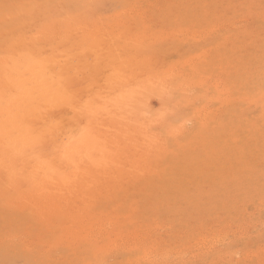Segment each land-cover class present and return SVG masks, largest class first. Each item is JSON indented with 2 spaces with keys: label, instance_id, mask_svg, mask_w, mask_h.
Returning a JSON list of instances; mask_svg holds the SVG:
<instances>
[{
  "label": "rangeland",
  "instance_id": "rangeland-1",
  "mask_svg": "<svg viewBox=\"0 0 264 264\" xmlns=\"http://www.w3.org/2000/svg\"><path fill=\"white\" fill-rule=\"evenodd\" d=\"M141 1L145 4L147 0ZM153 1L155 4L158 2L159 4L163 3L162 0ZM171 1L173 3H171V5L175 6V8L183 9L182 13L188 17H183L184 22L182 23V26L193 29V31L194 29H196L195 31H201L204 28H209L210 23H213L210 22L209 19H214V25L219 23L220 21L216 18L219 15L217 13L221 12L222 14L231 17L233 16L230 14L232 9L237 11L238 14L244 12L245 19L248 20L247 23H240L242 19H240L239 22L238 19L237 21L234 19L232 22L236 26L235 28L233 24L230 27L226 26L227 28H221L217 30V32L215 31L214 33L209 34L210 36H207L206 40L203 41L204 43H198L194 40L192 41L186 38L187 36L185 34H182V36L181 33L177 34V31H173L174 33L176 32L175 35L181 39L180 42L183 40L182 43H179V39L172 34L173 32L171 33L172 29H178V22L175 21V18H172V16L167 15L166 17H163L161 13H158L154 18V24L152 23L153 29H164V32H162L165 34L170 31L169 33L175 37L172 36L171 41L169 33L166 34L170 39L167 38L168 42H163L162 50L156 53L154 50L151 52L154 53L155 58L151 64V71L163 67L166 68L167 66L174 64V62L176 63L180 60L194 56V54L199 53L202 49L205 50L207 48L206 50H209L208 47H211L209 50V58H207V61H205L202 66L206 75H213L214 78L218 76L219 78L222 77L223 58L230 57L231 55H235L234 58H240L243 60L251 58L249 64L246 63V65H248V67L245 68V70L248 69L247 73L241 71L237 74V77L233 80L231 85L235 96L234 109L237 113L228 118L222 113L220 116L211 114L208 116L209 121L207 126H204V123L200 119H195L192 116L193 119L190 118L192 121L188 124L189 130L185 133L181 130L179 131V134L173 136L168 130H166L167 127L162 129L158 123V112L161 109L162 101L158 96H154L150 99V103L147 100V107L150 109L147 110L146 114H149L146 116H148L151 121L155 123L157 122L150 132H144L143 130V121L146 118V116L143 115V113H145L143 111H145L147 104H145L142 109L135 108L134 113L129 114L128 111L125 112L126 117L124 121L126 122L127 128L129 130H134L132 135L130 133L127 136L130 148L129 154L122 153L120 157L115 158L111 153L108 157L109 162L105 165H102L104 163L99 156H97L99 158L94 157L98 164L96 163L95 166L93 165L90 169L93 173L100 175L99 178L103 176L106 178L107 181L105 184L108 188L113 190L112 195L106 193L107 195H103L104 198H102L101 202H97V197L102 190L100 188L91 187L84 181L80 180L78 183L77 181L73 183L72 186L66 190L64 196L74 193V195L80 194V196L89 197L90 200L92 199L93 204L86 202L87 205L84 210H90V214H92L91 216L96 223L105 220L110 221V218L115 215L117 220L122 224H126L127 228L130 230H133L134 218H143L141 220L142 222L145 221V224L148 225L147 228L152 225H163V230H159V233L157 231L153 233L155 235L158 233L156 238H158L159 235H162V239L160 238L159 240L166 241L163 242L161 249L164 251L161 250V252H166L173 256L177 254L176 252L178 250L180 251V254L175 255L177 257L169 258V260L159 259L160 261L157 260V262H153V264H168V262L169 264H173V262L174 264H264V99L262 95L257 96V94L250 95V99L249 97L242 95L246 92V87H249V90H252L253 88L260 86L264 92V22H253L252 18H249V12L251 10H264V3L263 1L256 2L257 0H207V8L211 15L214 14V18H203L191 17L187 14L189 13L188 8H193L197 13H200L204 6V0ZM73 2L74 1L67 2L63 10L68 11L73 8ZM69 4L71 7H69ZM106 4L107 3L101 5L97 9V12L104 17L111 15L115 11H120L122 8L121 3L118 1L111 4L108 3L109 6H105ZM80 7L81 5H79V8ZM128 22L130 23L128 24V28L130 29L132 21L128 20ZM245 25L251 26L252 29L254 28V30H256L255 35L257 36V39H255L254 44H250V36L240 37V35L237 34V30ZM138 27L139 26L137 25L132 26L133 29H131L135 32ZM230 28L232 30H230ZM228 31H230L231 35H234L233 38L229 39V42L231 41V44L229 45L228 41L223 42L228 35ZM232 31L234 32L232 33ZM27 34L26 39H31L32 35L30 33ZM179 35L182 38H180ZM19 38L20 36H14L13 33H8L7 31H4L0 35V74H3L4 77L8 75L7 71H10L9 76L15 71L17 57L21 54L22 50L26 54H34L35 56L39 53L37 56L39 57L41 55L39 50H42L40 48L43 47V44H45V46L47 45L45 50L48 49V46H54L53 42V45L49 44V42L51 43V41L48 40L49 38L44 41L45 37H41L42 40H40V42H37L36 39L34 42H28L20 47L14 42L15 39ZM174 38L177 39V41H174ZM90 39L85 42L84 46H81V43H78L77 45L75 44L74 47H71L72 50L69 49L70 53H73L69 59L71 60V68H76L78 62L83 64L79 65L84 69L86 67L84 63L88 65L91 58H93V55H97L98 51H95V49H97L96 45L90 43ZM184 40L187 41L183 43ZM127 43L130 47H128ZM168 43L170 45H168ZM37 44H42V47ZM34 45L35 47H39H36L34 50ZM119 45H122V48H117ZM119 45H107L108 48H113V52L111 51L112 53L116 52L117 54L108 53L107 50L103 55L106 56L107 54H110V56L107 55L108 58H112V60L115 61L118 58L120 62L123 61L124 66L121 69L120 75H132V83L130 85L131 91L130 94L128 93L130 97H124L125 94H123L122 90H119L118 88L114 90V93L116 92V95L122 94L120 102L126 104L129 99H132V105L136 106L138 100L137 91L144 86L142 80L145 76H143L142 62L144 61L145 56H148L147 48H143V46H139L138 44L135 45L132 42L129 43V41L121 44L119 43ZM104 46L106 47V43ZM88 47L90 49H88ZM31 48L33 49V53H30V50H32ZM169 48L173 54L177 48L178 50L181 48L185 50L183 52L181 51V53L176 50V52L180 54L173 55L172 53L169 54V52H167ZM53 49L56 50V48ZM84 49L88 52L85 53ZM105 49L106 48H104V52ZM45 50L43 47L41 57L45 55ZM35 51L36 53H34ZM52 52L53 51L49 52V54ZM82 54L84 55L83 57ZM135 55L137 59H133L136 58ZM86 56L90 57V59L88 60ZM104 56H102V58H104ZM84 58H86V60ZM74 59L78 61L76 62ZM79 59H83L85 62L82 60V62H79ZM62 62L65 63V61ZM71 62L73 64H71ZM193 63L195 62L193 61ZM63 65H69V62L67 64H61L60 66L58 65L59 68L56 67L55 70L57 72L60 70L58 73H61L64 71ZM61 68L63 70H61ZM73 68L72 71L70 70V73H68L70 76L73 75L75 79L77 78L76 81L82 80V75L86 70L89 72L90 69L89 67L88 69H81L80 71L78 66V71L75 68V71H73ZM100 70L107 69L102 68ZM100 70H92L93 73L89 72L88 76L87 74H84L83 80L85 79V76H91L92 79L94 76L99 77L104 73L106 75V71L101 72ZM56 71L53 69L52 73ZM79 71L81 75L79 74ZM91 73L94 75L92 76ZM55 75H57V73ZM245 76L248 77L247 83H245ZM9 79L10 83L13 82L12 76ZM228 80H230V78L227 77V81ZM249 90L248 92L251 94ZM212 91L213 90L211 89L209 93L210 95H212ZM5 92H7L12 98L14 95L12 85L11 88L8 87ZM179 95L180 92L176 91L174 97L178 100V98H181ZM3 101H5V98ZM192 102L193 105L189 106L191 109H189V111L185 110V113H190L191 110L195 111L199 106L197 101ZM209 103L208 106L210 109L215 108L214 110L222 106L221 101L217 102L213 100L210 104ZM132 105L130 106L132 107ZM183 105H186L185 101ZM167 107L170 109V113L166 117V123L179 127L184 122V119L180 114H172L173 106L171 103H168ZM86 109L78 108L68 114L70 120L73 119L74 121V118L77 117V119L75 118L77 121L73 125L72 123L74 122L72 121L71 123L70 121L71 125L69 128L72 126L75 128L70 130L66 129L67 131L65 130L68 132L67 137L65 136L66 132L60 130V132H57L58 135L55 133V135L52 136V141L55 145H51L53 143L49 139H46L45 143L48 140L54 151H63L62 146L66 145L65 142L68 138L70 143V140H72L74 136L72 134H74L75 131L76 133L78 131L77 136H75L76 141H78V139L82 140L83 137H81L79 133L83 135L85 127L88 129L90 126L89 122L91 123V113L88 111L89 109ZM124 109L125 108H123L122 112H124ZM80 111L81 113L83 112L84 115H81ZM250 111L252 112V116L250 119L251 127L249 128L247 121L244 123L242 122V117L248 118L251 114ZM87 112H89L90 116H88ZM76 114L79 115L76 116ZM86 131L88 130H85V134ZM61 132H64V134ZM159 132L164 133L167 143L171 146L169 152L163 153L161 145L157 142L158 137L156 135ZM200 134H204L205 139L198 146H192L193 138ZM86 135L89 136V134ZM227 135L229 138H227ZM227 139H230L231 143H227ZM73 141H75V139ZM60 143L62 146H60ZM53 146H56L57 148L59 147V149ZM51 148L49 150H51ZM6 151L5 146L1 143L0 152L2 157L5 156ZM183 152L186 153L184 160L182 157H178L180 153ZM164 164L175 165L177 171L174 174H169L167 172V174L164 175L162 173ZM30 169L32 168L30 167ZM70 171L71 169L64 171V174L61 176L63 179V182H61L62 184H70ZM161 177L170 179L168 185V187H170L168 188L170 193H167L166 200L163 203H160L161 200L157 198L149 202V196H152L150 192L152 186L156 187L158 195L163 193L161 185H165V180L162 181V184L161 182H158ZM48 179L49 178L43 177L42 175H39V177H32L28 173L22 172L21 168L16 169L14 167V162L9 157L1 162L0 206L2 209L0 211V264H138L131 263L130 259H135V256H131L129 253L124 252V250H120L121 252H118L110 258L102 256L99 248L90 240H81L78 242L75 249L71 242L67 241L66 236L68 235L69 237V234H66L67 231L65 226L68 223L73 232H76L77 226L75 223L79 219L82 220L84 218L82 215L69 218L66 217L63 220L56 214L48 225L45 226L40 224L36 219L39 210L43 208L48 210L55 209V206L48 200L49 196H47L55 189L53 186L54 182L52 180L48 181ZM79 182L80 185L77 187L76 183L79 184ZM25 194L29 195L34 203L22 204V202H25L23 201V196H25ZM37 196H41L42 198H38ZM12 198L18 199L19 204H15ZM28 200L30 199H27V201ZM148 204L150 205L148 206ZM94 205L96 206L93 207ZM133 210H135V214ZM242 213L244 214L242 215ZM11 214L16 216L11 217ZM219 229L221 230L219 231ZM198 231H200V233ZM225 233H227V235ZM23 234H29L33 240H36V244L38 245L37 250L31 251L27 245L21 244L22 242L17 243L15 246L11 245V243L5 242V239L10 235L19 236ZM201 236L206 238H202ZM198 238L201 239L198 240ZM216 238H218L217 241ZM202 239H207L205 241L206 243L203 242ZM104 242L108 248L111 247L112 239L107 238ZM196 244L201 245L198 247L199 245L197 246ZM202 244H204V248L202 247ZM182 245L184 246L183 249L181 248L183 247ZM209 245L212 246V248ZM253 253L255 254L253 255ZM163 258H166V256Z\"/></svg>",
  "mask_w": 264,
  "mask_h": 264
},
{
  "label": "bare ground",
  "instance_id": "bare-ground-1",
  "mask_svg": "<svg viewBox=\"0 0 264 264\" xmlns=\"http://www.w3.org/2000/svg\"><path fill=\"white\" fill-rule=\"evenodd\" d=\"M70 1H74L73 8L69 9L68 11L63 10L66 3ZM115 1L121 3L122 8L120 11H115L114 13L106 17L100 15L99 12H97V9L101 5L107 3L105 6H109L108 3L111 4ZM162 1V4H159V2L155 4L153 0H147L145 4H143L141 0H0V35L4 31H7L8 33H13L14 36H20L19 39L14 40V42L17 43L20 47L24 44H27L28 42H34V40L36 39L37 42H40V40H42L41 37H45L44 41L45 39L49 38L48 40L51 41V43L49 42L50 45H53L52 42L54 43V46H48L47 50H45V47L47 45L45 46V44H43L45 50V55H43V57H41L43 51L42 44H37L41 45L42 47L40 48L42 50L37 49L41 52V55L39 57H37L39 54L38 52L37 56H35L34 54H26L22 50L21 54L17 57L16 69H14L15 71L12 73V75L9 76L10 71H7L8 75H6L5 77L3 74H0V144L2 143V145L5 146L7 150L4 157H2L0 152V166L1 162L9 157L14 162V167L16 169L21 168L22 172L28 173L32 177H39V175H42L43 177L49 178L48 181L52 180L54 182L53 186L55 187V189L50 193V195L47 196H49L48 200L55 206V209H40L36 215V219L40 224L46 226L52 221L54 215L56 214L63 220L66 217L69 218L78 215L84 216L82 220L79 219L75 223V225L77 226L76 232H73L71 226L68 223L65 226L67 231L66 234H69L70 237L69 238L68 235L66 236L67 241L71 242L75 249L78 245V242H80L81 240H90L92 243L96 244L102 256L110 258L113 255H116L118 252H121L120 250H124V252L129 253L131 256H135V259H130L131 263L138 264H153V262L156 263L159 259L169 260V258L177 257L175 255L180 254V251H178L177 249V254L173 256H171L172 254L170 255L166 252H161L163 242L166 241L159 240L162 235H159L158 238H156V236L161 230L164 229L163 225H152L151 227L147 228L148 225L145 224V221L142 222L141 220L143 218H134L133 230H130L129 228H127L126 224L120 223L115 215L110 218V221L105 220L103 222L96 223L91 216L92 214H90V210H84L85 206L87 205L86 202H90L91 204H93L92 199L90 200L89 197L80 196V194L74 195V193H71L68 196H64V193L68 188L72 186L73 183H75L76 181L78 183V181L82 180L89 186L96 187L98 189L100 188L102 190H100L101 193L97 197V202H101L102 198H104L103 195H107L106 193L112 195L113 190L111 188H108V186L105 184V182L107 181L106 178L104 176L99 178L100 175H97V173H93L90 169V167H92L93 165L95 166L96 163L98 164V162L95 161L96 159L94 157L99 156L102 159L101 161L104 163L101 164L105 165L109 162L108 157L111 153L115 158L120 157L122 153L129 154L130 148L127 136L130 133L132 135L134 133V130H129L127 128L126 122L124 121L126 117L125 112L128 111L129 114L134 113L135 108L142 109L143 106L147 104L145 111H143L145 112L143 113V115H148L149 113L146 114V112L150 108L148 109L147 107V100L150 103V99L154 96H158L162 101L161 109L158 112V123L162 129L164 127H167L166 130H168V132L173 136L179 134V131L181 130H183V133L189 130L188 124L192 121V116L195 119H200L204 123V126H207L209 121L208 116L211 114L220 116V114L222 113L225 114L227 118L236 114L237 112L234 109L235 96L233 94L231 85L233 83V80H235V78L237 77V74H239L241 71L247 73L248 69L245 70V68H247L248 65H246V63L249 64V62L251 61V58L248 60L234 58L235 55L225 57L223 58L224 63L222 66V77L219 78L218 76L214 78L213 75H206V72L203 71L202 66L205 61H207V58H209V50L211 47H208L209 50H206L207 48L205 50L202 49L203 51L201 50L199 51V53L194 54V56L188 57L190 59L187 58L184 60H180L179 62H174V64H171L166 68L163 67L161 69L151 71V64L153 59H155L154 53L151 52L153 50L155 51V53L160 52L163 48V42H168L167 38H169V36L171 38L173 35H175L176 32L174 33L173 31H177V34H185L187 36L186 38L201 43L206 40L207 36H210L209 34L214 33L215 31L217 32V30L221 28L224 29V27L226 26L230 27L233 24L232 21H234V19H236L235 21H237L238 19V22L240 21V19H242L240 23H247L248 21L247 19H245L244 12L238 14L237 11L232 9L230 14L233 16L230 17L228 15L222 14L221 12L217 13L219 15L216 18H218V20L220 21L219 23L214 25V19H209L210 22H213L210 23L209 28H204L201 31H195L196 29H194L193 31V29L185 28L184 26H182V23L184 22L183 17H187L182 13L183 9L175 8V6L171 5V0ZM258 1H263L264 3V0H257L256 2ZM207 2V0L203 1L204 6L202 7L200 13H197L193 8H188L189 13L186 14L190 15L191 17L214 18V14L211 15L210 11L207 8ZM79 5H81L83 10L81 9V7L79 8ZM69 7H71L70 4ZM251 8L254 9L253 7ZM70 10L72 11L69 12ZM158 13H161L163 17H166L167 15L172 16V18H175L174 20L178 22V29H172L171 31V33L173 32V35L169 33L170 31H168V29L167 31L169 33V36H166V34H168L166 30L165 34L163 33L164 29L156 30L152 28V23ZM249 18H252L253 22H264V10H251L249 12ZM128 20L132 21L130 29L128 28V24H130ZM136 25L139 27L135 32H133L132 26ZM235 27L236 26L234 25V28ZM231 28L230 30H232ZM255 31L256 30H254V28L252 29L251 26L245 25L237 30V34L240 35V37L250 36V44H254L255 39H257ZM233 32L234 31H232V33ZM27 33H30L32 35L31 39H26V36L28 35ZM175 36L177 39H179L177 35ZM233 37L234 35H231L230 31H228V35L225 37L223 42L228 41L229 45L231 44V41L229 42V39ZM88 39L91 40L90 43L96 45L97 49H94L98 52L97 55L94 54L95 56L92 54L93 58L95 59L91 58V61L88 63V65L90 66L84 63L86 65L84 69H88L90 67L91 70L89 69V72H92V70L97 71L98 69L100 70L102 68H105L107 70L100 71H106V75L104 73L102 75H104L105 77L101 75L102 78L101 76H94L91 79V76L87 77L89 72H87L86 70L84 73L87 74V76H85V79L83 80V74L82 80L76 81L77 78L75 79L72 74V76H70L69 74L70 70L72 71L73 68H71V60H69L71 58V54L73 55V53H70V50H72L71 47H74L75 44L77 45L78 43H81V46H84L85 42L89 41ZM177 39L174 38V41H177ZM170 40L172 41V38ZM170 40L169 42L171 43ZM180 40L181 39H179V43H182L183 40L181 42ZM128 41L129 43L132 42L135 45L138 44L139 46H143V48H147L148 53V56H145L144 58V63L142 62L143 76H145V78L142 80L144 86L141 87L140 90H136L138 93L136 106L132 105V99H129L126 104L124 102H120L122 94L116 95V92L114 93V90L118 88L119 90H122L123 94H125L124 97H130L128 93L130 94L131 91L130 85L132 83V75H120L121 69L124 66L123 61L120 62L118 58L116 61L112 60V58H108L110 54H107L108 56L106 54V56L103 55L107 52V50L108 53L110 52L111 54H117L116 52L112 53L113 48L110 49L108 48V46L119 45V43L121 44ZM186 41L184 40L183 43H185ZM105 43L106 47L104 46ZM127 45L128 47H130L128 43ZM168 45L170 44L168 43ZM63 46L68 48H65ZM36 47L34 45V50ZM53 48H56V50ZM90 48L88 47V49ZM104 48H106L105 52ZM117 48H122V45L117 46ZM84 50L85 53L88 52L86 51V49ZM169 50L170 48L167 52L171 54L172 51L170 50V52ZM176 50H178V48ZM176 50L174 51V54L179 55L181 51L183 52L185 49L183 50L181 48L180 50H178L177 52L180 51L179 54L176 52ZM36 51L34 53H36ZM51 51L53 52L49 54V52ZM31 52L33 53V49L30 50V53ZM84 55L82 54V57ZM102 56H104V58H102ZM84 59L86 60V58ZM87 59L89 60L90 57H87ZM133 59H137V57ZM81 60L83 61V59H79V62H82ZM62 61H65V63H63ZM77 61L78 60H76V62ZM193 61L195 63H193ZM68 62L69 65H63L64 71H62L61 73H58L60 72L59 69L58 72L55 70L58 65L60 66L61 64H67ZM72 62L71 64H73ZM77 64L81 71L82 68L80 65L83 64H80L78 62ZM77 64L76 68H74L78 71ZM74 68L73 71H75ZM53 69L56 72L52 73ZM63 69L61 68V70ZM56 73L57 75H55ZM93 75L94 74H92V76ZM11 76L13 82L10 83L9 78ZM227 77L230 78V80L227 81ZM245 78V83H247L248 77L245 76ZM11 85L12 90L14 91V95L12 98L11 96H9V94H7V92H5L8 87L11 88ZM211 89L214 91V94L212 91V95L209 94ZM248 90L249 87H246V92H244L242 95L245 97H249L250 99V95L257 94V96L262 95L264 99V92L263 89L260 88V86L249 90L251 94L248 92ZM176 91L180 92L179 97L181 98H178V100L174 97ZM4 98L5 101H3ZM213 100L217 102L221 101L222 106L216 110H214L215 108L210 109L208 103H211V101ZM184 101L186 102L185 106L183 105ZM192 101H197L199 106L195 109V111L191 110L190 113H185V110L189 111V109H191L189 106L193 105ZM168 103H171L173 106L172 114H180V116L184 119V122L179 127L166 123V117L170 113V109H168L167 107ZM130 105H132V107ZM78 108H88L89 110H86L90 111L91 113L90 116L89 112H87L88 116L91 117V123L89 122L90 126L88 129H86L85 127V130H88L86 131V134H89V136L85 134L84 130L83 135L79 133V135L83 137V139H78V141H76L75 136H77L78 131L77 133L75 131L74 134H72L74 136L73 138L71 137L72 140H70V143L69 138L66 142L63 141L66 143V145H64L65 143L63 144L65 147L61 145L62 142L60 143V146L63 147V151L55 150V152L53 148H51V145H55V143H53L52 141V136L55 135V133H57L58 131L60 132V130L65 131L66 129L70 130L73 128V126L69 128L71 125L70 121L72 123L73 119L70 120L68 114L73 110H77ZM123 108H125L124 112H122ZM83 112L81 113L80 111V114L84 115ZM78 115L76 114V116ZM251 116L252 112L248 116V118L242 117V122L244 123L247 121V125L249 128L251 127ZM75 118L77 119V117ZM75 118L72 125L77 121ZM146 118L143 121V130L144 132H150L157 122L155 123L151 121L148 116H146ZM239 121L241 122L240 119ZM61 133L64 134V132ZM65 136H68V132H66ZM156 136L158 137L157 142L163 149V153L169 152L171 146L167 143L164 133L159 132ZM227 138H229L228 135ZM46 139H49L53 144L50 145V142L48 140L45 143ZM74 139L76 142L73 141ZM193 139L194 140L192 141V146H198L201 142H203L205 136L204 134H200L196 135V137ZM227 141V143H231L230 139H227ZM49 147L51 148V150H49ZM57 149H59V147ZM185 156L186 153L183 152L180 153L178 157H182V159L184 160ZM30 167L32 169H30ZM70 169V184H62L61 182H63V179L61 176L64 174L65 170ZM176 171L177 169L175 168V165L172 166L164 164L162 173L164 175H166L167 172L169 174H174ZM164 180L165 185H161V187L163 188V193L158 195L156 187L152 186L150 191L152 196H149V202L153 201V199L156 198L161 200L160 203H163L166 200L167 193H170L168 189L170 188L168 187L170 179L161 177L159 178L158 182H161L162 184V181ZM77 183L76 186L78 187L80 185V182L79 184ZM37 197L42 198L41 196ZM27 199L30 200L27 201ZM12 200L15 204H19L18 199L12 198ZM23 201L25 202H22V204L34 203V201L27 194L23 196ZM149 205L150 204H148V206ZM95 206L96 205H94L93 207ZM1 209L2 207L0 206V211ZM133 212L135 214V210H133ZM243 214L244 213H242V215ZM10 216L15 217L16 215L11 214ZM220 230L221 229H219V231ZM155 231L159 232L155 235L153 234ZM198 232L200 233V231ZM225 234L227 235V233ZM107 238L112 239V245L109 248L104 242ZM218 238H216V241L218 240ZM200 239L198 238V240ZM202 240L203 242H205L207 239ZM5 242L11 243V245L13 246L17 245V243L22 242L21 244L27 245V247L31 249V251H35L38 249L36 240H33L29 234H23L19 236L10 235L5 239ZM200 245L198 247H200ZM202 247H205L204 244H202ZM210 247L212 248V246ZM181 248L183 249L184 246ZM254 254L255 253H253V255ZM165 256L166 258H163Z\"/></svg>",
  "mask_w": 264,
  "mask_h": 264
}]
</instances>
